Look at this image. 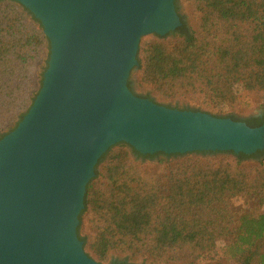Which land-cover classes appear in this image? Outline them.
Listing matches in <instances>:
<instances>
[{
    "label": "trees",
    "instance_id": "1",
    "mask_svg": "<svg viewBox=\"0 0 264 264\" xmlns=\"http://www.w3.org/2000/svg\"><path fill=\"white\" fill-rule=\"evenodd\" d=\"M183 1L191 6L197 27H188L180 16L181 25L173 31L140 40L133 73L140 87L167 98L203 94L214 106L235 102L236 83L252 94L263 91L264 0ZM49 47L30 11L0 0V138L38 93ZM127 84L132 90L130 79ZM245 122L264 124L254 116ZM248 159L254 163L244 164ZM238 195L264 204V148L251 155L140 154L118 142L94 166L77 234L90 221L94 234L79 238L99 262L120 250L132 260L155 263L184 248L192 262L204 264L222 240L227 258L264 264V213L231 207L230 199Z\"/></svg>",
    "mask_w": 264,
    "mask_h": 264
},
{
    "label": "water",
    "instance_id": "2",
    "mask_svg": "<svg viewBox=\"0 0 264 264\" xmlns=\"http://www.w3.org/2000/svg\"><path fill=\"white\" fill-rule=\"evenodd\" d=\"M49 41L29 109L0 138V264H102L77 235L98 158L125 142L140 154L264 148V124L177 109L133 93L140 38L181 25L174 0H13Z\"/></svg>",
    "mask_w": 264,
    "mask_h": 264
},
{
    "label": "rangeland",
    "instance_id": "3",
    "mask_svg": "<svg viewBox=\"0 0 264 264\" xmlns=\"http://www.w3.org/2000/svg\"><path fill=\"white\" fill-rule=\"evenodd\" d=\"M174 1H175V9L177 8L176 12L179 18L180 16H183L188 27L196 28L197 21L192 16L193 11L191 6L188 5L187 2H184L183 0H174ZM154 38H155V33H149L143 35L140 38V40L148 42L150 40H153ZM136 66L137 65H135L131 69L128 77V80L129 79L131 80V85H132V90L131 89L130 90L138 96L145 98H152V101L154 100V102L158 104L177 108V109H187V110L207 112L216 116H224V117L235 116L238 118L259 115L261 111L264 109V90L261 91L260 93L252 94L247 91H243L239 83H236L234 85L237 99L231 105L221 104V106H216V105L214 106L213 105L214 103H212V101H210L209 99L205 98L203 94H196L193 97L186 96V98L163 97L161 95L154 93L149 87L146 88L140 87L138 80L136 79L135 76H133V73H135L137 69ZM1 133L2 132H0V136ZM222 154H226V153H217V155H222ZM212 156L213 154L205 155V157H212ZM157 159L158 158H155L153 161H156ZM251 163H254V161L251 159H248L246 162H244V164H251ZM229 202L231 207H235L239 209L240 212H248L250 214H257L259 212L264 213V204L262 202H259L258 200L249 199L241 195H238V196H233ZM94 231L95 229L94 227H92L90 221H87L86 223H84L83 228L79 230L78 232L79 235L78 234L77 235L78 237L80 236V238L83 237L84 235H88L90 238L94 234ZM223 244L224 241L222 240H219L217 242V247L215 249L214 255L210 260L206 261L204 264H240L239 261H237L236 259H230L225 256V254L223 253L224 250ZM83 249L85 253L89 254L87 243L86 245L85 244L83 245ZM167 256L168 258L165 261L149 263L139 258H136V260H132L125 252H122L120 250H113L109 253L107 259L104 261H100V263L102 264H199L196 262H192L189 252L187 251V249L184 248L174 249L168 252Z\"/></svg>",
    "mask_w": 264,
    "mask_h": 264
},
{
    "label": "flooded vegetation",
    "instance_id": "4",
    "mask_svg": "<svg viewBox=\"0 0 264 264\" xmlns=\"http://www.w3.org/2000/svg\"><path fill=\"white\" fill-rule=\"evenodd\" d=\"M230 118H232V119H237V120H243V121H245V119L246 118H248V117H242V118H238V117H231V116H229ZM254 117H259V118H261V119H263L264 120V109L261 111V113L259 114V115H255Z\"/></svg>",
    "mask_w": 264,
    "mask_h": 264
}]
</instances>
